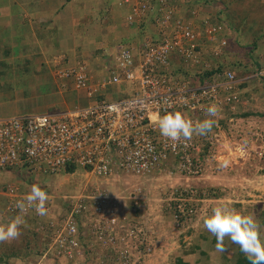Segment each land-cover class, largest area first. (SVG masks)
Listing matches in <instances>:
<instances>
[{
	"label": "built area",
	"instance_id": "2783aa9c",
	"mask_svg": "<svg viewBox=\"0 0 264 264\" xmlns=\"http://www.w3.org/2000/svg\"><path fill=\"white\" fill-rule=\"evenodd\" d=\"M125 1L131 4L127 15L129 24L153 15L157 37L148 36L138 48H123L111 77L102 82L92 83L89 72L80 63L62 70L61 74H72L76 86L85 89L91 98L99 95L107 83L122 81L135 84L134 94L117 100L97 99L90 105L55 113L0 118V168L24 167L31 173L54 174L74 165L83 167L91 175L109 179L119 174L149 175L172 163L187 179L200 173L202 137L193 135L188 141L175 142L173 147L174 142L161 136L156 118L165 111L179 110L197 122L208 118L206 109L216 104L220 113L212 132L206 135L210 138L215 134L214 129L220 128L223 114L227 112L226 116H230L248 106L249 98L239 91V80L231 68L216 72L210 82L199 79L202 69H211L213 63L201 62L202 51L208 50L203 47L204 40L201 44L194 21L196 11L193 17L185 18L168 0ZM202 23L213 48L227 44L220 37L221 27L212 23L210 17ZM220 51L215 49L214 53ZM173 55L195 70L196 82L173 71ZM189 191L193 194V189ZM28 192L19 185L9 184L5 193L6 211L18 215L16 202ZM176 193L175 206L180 213L175 210V217L179 221L181 214L192 209L187 203L189 198L183 197L178 188ZM70 203L69 213L50 217L52 206L46 204V216H39L34 209H28L23 215L31 217L37 230L49 237L45 256L52 251L57 257L74 259L77 255L100 257L105 251H113L118 264H136L131 241L135 230L130 229L133 211L129 213L131 207L126 202L121 204L106 188L96 187L75 195ZM133 203L138 205V200ZM121 205L128 207V213L121 211ZM80 222L87 226L86 230H79ZM86 236L89 249L82 244Z\"/></svg>",
	"mask_w": 264,
	"mask_h": 264
},
{
	"label": "rangeland",
	"instance_id": "374dc122",
	"mask_svg": "<svg viewBox=\"0 0 264 264\" xmlns=\"http://www.w3.org/2000/svg\"><path fill=\"white\" fill-rule=\"evenodd\" d=\"M239 1L242 6L246 4L244 7L252 3L254 12L251 11V13L258 17V20L263 19L264 21V0ZM209 2L214 5L213 8L217 13H219L220 8L223 10L224 5L219 0ZM196 15L197 19L194 21L198 26L197 30H201L204 35L203 31L205 30L202 22L206 14L198 17L196 11ZM210 18L214 23L218 16L211 15ZM222 35H228L231 38L223 49L224 54L217 58L218 63L225 62V68L223 69L231 68L233 62L246 61L250 58L246 54L252 48L250 47L253 38L251 33L239 37L233 31L229 35L223 25ZM259 41L260 44L257 50L259 54H253V56L255 55L256 59H259L264 66V37H260ZM205 44L211 49L212 43L206 41ZM232 68H236V66ZM262 71H264V67L257 73H252L254 78L263 77L264 72ZM235 72H237V76H243L238 74L240 71ZM11 73L9 70V74ZM20 73L22 74V71ZM19 76L15 79L14 83L16 84L14 85H11V81L7 80V82L10 81L9 84L4 85V90L5 88L10 89L7 96L44 95L48 93L47 91H51V86L48 83H36L33 80L29 82L28 78L31 76L26 75L24 78L22 75L20 78ZM32 82L35 84H32ZM241 84V93L249 98V104L241 109L242 112L254 111L259 113L247 117L241 116L239 113L237 115L236 113H230V116H226L227 112L223 114L224 118L221 117L220 122L222 124L221 129H214L218 131L216 134L211 135L208 138L209 140L206 136H201L203 139L202 151L204 152L203 156L199 157L202 165L201 171L192 178L190 177V179L178 173L172 163L164 165L159 171L149 175L119 174L118 177L112 176L109 179L91 175L80 166H76L73 172L61 170L54 174L31 173L24 167L0 168V191L7 188L9 184L19 185L22 190L33 184H39L42 188L47 185L51 190L48 193L51 200L66 201L69 204L75 195L89 192L96 187L106 188L110 196L117 198L121 204L126 202L131 207L129 213L133 211L130 229L135 230V233H137V237L135 238L134 235L131 240L136 264H176L175 261L178 255L190 264H231L237 257L238 245L225 237L224 246L226 251L217 252L215 245L212 244L211 237L206 234L208 231L203 227L202 222L211 213L214 206L227 202L230 207L238 212L253 215L260 224L262 231H264V99L260 96H254V91L259 92V89H264V82L256 79L255 87L251 86L248 89H243ZM126 86L130 85L127 84ZM1 95L5 96L6 93ZM130 96L124 94L115 96V99ZM107 97L111 98V96ZM62 109H65L62 105L50 107L51 112ZM27 111H29L28 114L42 112L34 109ZM12 115L15 114L0 113V118ZM207 144L208 146H206ZM223 161L228 162L227 167L221 166ZM63 181H67V183H63ZM176 188L180 189L181 192L193 189V194L187 195L186 198H189L187 201L189 206L194 205V213L192 215L187 214V217L182 221H178L173 214L177 202L175 197L178 196ZM199 192H201L202 195L200 196H203V198H200ZM211 192H215L216 195H210ZM135 197L136 199H134ZM134 200H138V205L133 203ZM124 205H121V211L123 212L127 211L128 208ZM133 207H136V209ZM55 212L59 215L66 211L62 209L55 210ZM83 228L86 230L87 226L85 225ZM209 234L212 236L211 233ZM198 241H201L203 252L199 250L186 254L183 252L182 244L189 245ZM141 244L143 249L140 248ZM88 246L90 244L86 246V249H89ZM30 247L22 244V242L18 243L17 239L10 247L0 246V251L4 248L7 252L11 251L17 254L11 259L5 257V261L9 263L3 262L0 264H53L52 260L43 258V252L41 253V251L44 248L30 255V252L33 251ZM149 247H152V250L148 251ZM17 256L21 258L27 256L28 259L18 261L15 260ZM47 256L51 257L49 254ZM91 256L85 264H109V262H103ZM62 261L67 262L68 260ZM66 262L63 263L66 264Z\"/></svg>",
	"mask_w": 264,
	"mask_h": 264
},
{
	"label": "crops",
	"instance_id": "0c3cea01",
	"mask_svg": "<svg viewBox=\"0 0 264 264\" xmlns=\"http://www.w3.org/2000/svg\"><path fill=\"white\" fill-rule=\"evenodd\" d=\"M170 1L179 15L185 18H191L193 11H197L198 17L206 14L204 18L211 15L217 17L223 11L220 8L217 13L213 8L214 5L209 2L211 0ZM130 5V2L125 0H0V113L25 115L30 109L42 111L41 113H55L78 106H87L97 99L117 100L122 98L115 99V96L133 95L135 84L122 81L107 83L99 95L91 98L85 89L76 86L75 77L72 74L68 76L61 74L62 70L74 68L80 63L86 67L92 83L102 82L111 77L112 68L116 67L117 56L123 48L131 46L138 48L149 35L157 37L153 15L145 21L129 24L127 15L130 12ZM250 8L254 12L253 7ZM224 28L231 35L233 30L227 22ZM199 32L201 44H203L206 33L203 31L205 33L203 35L201 30ZM206 41L211 43L208 39ZM205 45L203 46L205 50L210 51L207 44ZM178 59L173 55V71L178 75L185 74L196 82L197 79L193 76L195 70ZM231 69L239 71V68ZM9 70L12 75L9 74ZM19 75L23 78L26 75L31 76L28 78L29 82L33 80L36 83H48L51 91H47L48 93L44 95L7 96L10 89L4 90V85L9 84L10 81L11 85L16 84L14 81ZM256 79L264 82V76ZM256 79L250 73L239 77V81L243 83V89L255 87ZM7 80L10 81L7 82ZM32 84L35 83L32 82ZM127 84L130 86H126ZM3 93L6 95H1ZM254 93V96L264 99V89L261 88L259 92L254 91ZM54 105H62L65 109L51 112L50 107ZM43 187L48 193L51 192L49 186ZM30 188L31 186L27 187L25 191H30ZM5 193L6 188L0 191V223L2 225L16 216L6 211L7 195ZM49 201L52 210L48 216L53 217L57 215L55 210L64 209L61 204L63 202L51 199ZM23 220L21 234L16 238L18 243L22 242L26 246H31L30 249L33 251L30 255L44 248L41 251L44 259L52 260L53 264H65L63 262L66 261L62 260L66 258L57 257L52 251L49 253L51 257L45 256L44 252L47 249L45 246L49 242V237L45 232L46 235L41 230H37L31 217H23ZM14 240L0 242V246L10 247ZM82 244L84 247L89 244L87 236L82 238ZM140 248L143 249L142 244ZM7 255L11 259L17 254L2 248L0 257ZM81 256L80 262L89 260L84 258L83 254ZM25 258L28 259L27 256ZM25 258L17 256L15 260L24 261Z\"/></svg>",
	"mask_w": 264,
	"mask_h": 264
},
{
	"label": "clouds",
	"instance_id": "9594fccd",
	"mask_svg": "<svg viewBox=\"0 0 264 264\" xmlns=\"http://www.w3.org/2000/svg\"><path fill=\"white\" fill-rule=\"evenodd\" d=\"M202 24L204 26V23ZM235 74L237 73L235 72ZM237 79L239 80L238 77ZM239 91L241 92L240 87ZM206 112L208 118L193 122L179 110L165 111L164 114L156 118L155 123L161 136L174 142L173 147H175L177 141H188L193 135L206 136L212 132L217 123L215 118L218 117L220 109L216 104H212L206 109ZM221 126L222 124L219 129ZM217 131H214L215 134ZM203 154L202 151L201 156ZM221 166L227 167L228 162L223 161ZM48 200V191L39 184H33L23 199L16 202L15 207L19 210V214L6 224L0 225V242L11 241L20 236L21 226L24 223L23 215L28 209H34L39 216H46ZM173 210L175 216V209ZM202 223L203 227L216 237L215 250L217 252L226 251L224 240L225 237H228L232 243L239 245L240 251L251 261V264H264V231L253 215L238 212L227 202H222L211 209V213L203 219Z\"/></svg>",
	"mask_w": 264,
	"mask_h": 264
},
{
	"label": "trees",
	"instance_id": "16d2710c",
	"mask_svg": "<svg viewBox=\"0 0 264 264\" xmlns=\"http://www.w3.org/2000/svg\"><path fill=\"white\" fill-rule=\"evenodd\" d=\"M150 1L155 2L156 0H150ZM168 1H170V0H168ZM220 1L223 3L224 9L221 12V14L218 16V18L216 19V22H214L215 24H217L218 26L221 27V31L219 33L220 37H223V39H226L227 44L231 40L230 36H228V35L223 36L222 35L223 25L225 27L226 22L231 26L230 29H232L234 31V33H236L239 37L241 35L247 36L250 33L253 35V38H252L253 41L251 40L252 44H250V47H252V48L250 51H248V54H246L250 58H248V60H246V61L239 60L237 63L233 62V64L231 63V65H233L232 67L236 66V68H239V71H240V73H238L239 75H245L246 73H250V74L257 73L264 66L262 65V62H260L259 59H256L255 55L253 56V54H256V55L259 54V52L257 50H258V46L260 44V41H259L260 37H264V21L258 20V18L251 13L252 10L250 7H253V4L247 5V7H244V6L240 5L239 0H220ZM170 4L173 5L172 2ZM253 10H254V8H253ZM237 40H238V38H237ZM204 41H206V39ZM225 46L220 47V46L216 45V46H214L215 48L212 47L210 49V51H207V52L202 51L201 62H213V65H212L213 67L211 69H202V72L199 75V79L203 83L210 82L212 79V76L216 72H222L224 70L223 68H225L224 67L225 62H219L218 63L217 58H219L220 56H222V54H224L223 49ZM215 49H220L221 50L220 53L215 54L214 53ZM209 54H210V56H209ZM214 64L216 66H214ZM236 76H237V74H236ZM237 77L239 78V76H237ZM241 86H243V83L241 84ZM235 113H236V115H237V113H239V115L247 117L251 114H258L259 112H254V111L242 112V110H239ZM75 168H76V166H74V165L70 166L66 169V172H73L75 170ZM189 190H185L184 192H182L184 194L183 197H186L187 195H191V192ZM200 195H202L201 192H199V196ZM210 195H216V194H215V192H211ZM200 198H203V196H200ZM49 200H50V198H49ZM49 200H48L47 204L51 205V202ZM61 202H63L61 204H63L64 211L69 213L71 211V203L68 204L66 201H61ZM190 207L192 209V212L188 213L189 211H187V213L181 214L179 216V221L184 220V218L187 217V214L192 215L194 213V210H195L194 205L192 204V205H190ZM175 210H176V212L180 213L176 209V206H175ZM132 217H133V215L131 216V219H132ZM263 222H264V220H263ZM81 223L82 222H80L79 230L84 231V228L81 225ZM206 234L209 237H211L212 244L216 245V243H217L216 237L214 235L210 236L209 232H207ZM136 237H137V233H135V238ZM45 247L47 248V245ZM182 250L185 254L190 253V252H194V251H198V250L203 252V249L201 246V241H198L196 243L192 242L189 245L188 244H182ZM6 257H8V255ZM80 257H82V256L77 255L74 259H67L68 260L67 264H75V263L85 264L86 260L85 261L83 260L84 263H82V262H80V260H81ZM114 257H115V254L113 253V251H105L100 257L95 256L96 259H100L103 262H109V264L110 263L111 264L112 263L118 264L115 261ZM9 258H10V256H9ZM84 258H90V257L86 256V254H85ZM3 262L9 263L8 261H5V257H0V263H3ZM175 262H176V264H190V262H187L182 256H179V255L176 257ZM231 264H251V261L248 260V258L245 256V254L240 251L239 245H238L237 257L234 260V262Z\"/></svg>",
	"mask_w": 264,
	"mask_h": 264
}]
</instances>
